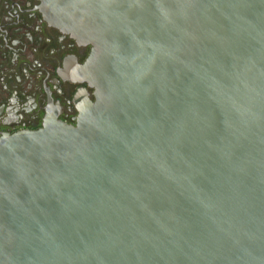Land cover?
<instances>
[{"label": "water", "instance_id": "water-1", "mask_svg": "<svg viewBox=\"0 0 264 264\" xmlns=\"http://www.w3.org/2000/svg\"><path fill=\"white\" fill-rule=\"evenodd\" d=\"M38 1L95 100L0 137V264H264V0Z\"/></svg>", "mask_w": 264, "mask_h": 264}, {"label": "flooded vegetation", "instance_id": "flooded-vegetation-1", "mask_svg": "<svg viewBox=\"0 0 264 264\" xmlns=\"http://www.w3.org/2000/svg\"><path fill=\"white\" fill-rule=\"evenodd\" d=\"M38 0H0V137L43 127L47 118L76 124L95 100L81 80L92 46L50 25Z\"/></svg>", "mask_w": 264, "mask_h": 264}]
</instances>
